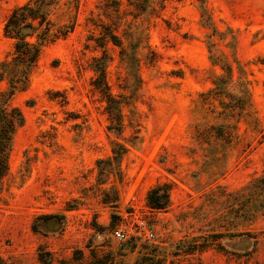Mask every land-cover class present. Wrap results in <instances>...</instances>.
Listing matches in <instances>:
<instances>
[{"label":"rangeland","instance_id":"1","mask_svg":"<svg viewBox=\"0 0 264 264\" xmlns=\"http://www.w3.org/2000/svg\"><path fill=\"white\" fill-rule=\"evenodd\" d=\"M29 1L0 0V70L15 53L7 20ZM50 20L11 100L25 123L0 264H89L92 250L115 264H264V0H60ZM99 57L119 121L93 85ZM155 188L165 209L149 205Z\"/></svg>","mask_w":264,"mask_h":264},{"label":"trees","instance_id":"2","mask_svg":"<svg viewBox=\"0 0 264 264\" xmlns=\"http://www.w3.org/2000/svg\"><path fill=\"white\" fill-rule=\"evenodd\" d=\"M60 0H30L21 7L16 8L9 16L5 35L15 40V53L10 61H5L1 65L0 81L8 82V90L0 93V199L3 190L4 179L9 173V156L13 148L14 138L17 130L25 123L23 113L17 107L12 106L11 100L16 93L25 90L30 81L31 72L37 65L43 46L49 40L51 32L50 16L59 4ZM111 41L117 42L114 36ZM99 47H104L102 42H97ZM118 45V44H117ZM107 59L99 57L94 60V71L96 78L93 85L106 99L110 109L111 120L119 121L121 115L120 103L110 92L106 80ZM229 70V69H228ZM223 79L216 83L214 94H221ZM111 129H119L111 127ZM215 130V128H212ZM120 153H125L126 149L118 145ZM255 185L261 184L264 189V179H255ZM257 189V188H256ZM158 188L153 189L148 196L149 205L153 209H165L168 203L167 192L163 196H158ZM50 254H39V260L49 263ZM84 257L82 251H76L73 259L81 261ZM89 264H115L114 256L110 253L92 250Z\"/></svg>","mask_w":264,"mask_h":264},{"label":"built area","instance_id":"3","mask_svg":"<svg viewBox=\"0 0 264 264\" xmlns=\"http://www.w3.org/2000/svg\"><path fill=\"white\" fill-rule=\"evenodd\" d=\"M142 225H144V223H142ZM115 236L121 241H124L126 239V234L121 231H116Z\"/></svg>","mask_w":264,"mask_h":264}]
</instances>
